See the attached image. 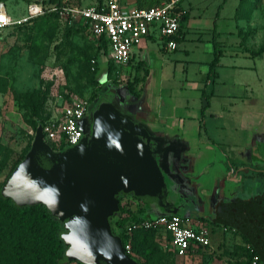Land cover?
Segmentation results:
<instances>
[{
	"label": "crops",
	"instance_id": "crops-1",
	"mask_svg": "<svg viewBox=\"0 0 264 264\" xmlns=\"http://www.w3.org/2000/svg\"><path fill=\"white\" fill-rule=\"evenodd\" d=\"M183 1L176 7L180 21L175 48L164 47L156 33L144 37L121 66L127 76L122 70L104 77L100 86L111 83L109 90H114L107 91L106 99L144 124L152 136L171 143L178 214L192 227L208 229V245L191 247L184 256L173 252L169 234L158 232L167 236L173 264L191 258L197 264L203 250L210 249V254L215 247L233 250L230 264H242L239 246L246 250L248 240L261 238L259 226L264 229V214L252 218L230 207L264 199V91L257 95L254 58L259 54L252 55L258 46L241 30L238 14L239 31L227 36L218 11L212 16L191 14ZM215 51L214 74L208 76ZM120 203L137 217L153 214L129 194H122ZM221 208L226 209L224 222L219 220Z\"/></svg>",
	"mask_w": 264,
	"mask_h": 264
},
{
	"label": "water",
	"instance_id": "water-1",
	"mask_svg": "<svg viewBox=\"0 0 264 264\" xmlns=\"http://www.w3.org/2000/svg\"><path fill=\"white\" fill-rule=\"evenodd\" d=\"M104 80L103 75L100 83ZM77 124L80 139L53 150L38 123L29 149L5 178L0 194L17 205L40 203L62 220V260L140 264L124 251L110 218L119 211L120 194L140 200L154 215L178 214L171 143L152 136L144 124L105 98L90 105ZM230 207L253 218L264 214V199ZM225 210L218 213L221 222Z\"/></svg>",
	"mask_w": 264,
	"mask_h": 264
},
{
	"label": "rangeland",
	"instance_id": "rangeland-1",
	"mask_svg": "<svg viewBox=\"0 0 264 264\" xmlns=\"http://www.w3.org/2000/svg\"><path fill=\"white\" fill-rule=\"evenodd\" d=\"M0 1L14 22L0 31L1 186L15 162L29 149L41 119L59 112L71 100L94 98L104 73V77L110 78L120 75L123 70L121 66L128 64V61L123 65L110 63L97 46L96 38L87 30H82L80 24H75L64 12L58 13L57 17L46 14L51 6H84L95 0ZM117 1L125 5L150 7L165 0ZM222 1L184 0L181 5L189 13L197 15L212 16L218 11L217 14L222 17L221 31L227 36L230 33L236 34L241 22V30L246 37H251L258 47H264V0H239L238 6V0ZM29 4L41 7L42 12L36 15L40 18H27ZM234 13L241 17L240 22ZM240 61L243 62L242 57ZM254 62L259 79L256 84L259 96L264 91V54L257 55ZM126 70L123 71L127 76ZM107 91L110 93V90ZM89 102L93 106L97 101L92 99ZM166 237L160 233H149L145 239L140 240L136 245L137 261L141 264H173L174 253ZM238 250L236 252L244 264L248 260V251L244 246H239ZM232 251L215 247L208 254L210 249H205L200 253L197 264H230ZM187 262L183 259V264H195L193 258Z\"/></svg>",
	"mask_w": 264,
	"mask_h": 264
},
{
	"label": "built area",
	"instance_id": "built-area-1",
	"mask_svg": "<svg viewBox=\"0 0 264 264\" xmlns=\"http://www.w3.org/2000/svg\"><path fill=\"white\" fill-rule=\"evenodd\" d=\"M183 0H165L150 7L124 6L117 0H102L84 6H51L48 11L64 12L71 21H79L94 38L104 37L107 44L106 56L111 62L125 64L131 49L140 41L156 33L163 39V46L173 49L179 28L177 3ZM42 12L40 6L29 4L27 18ZM13 22L3 2L0 1V31ZM89 100H71L59 112L48 115L41 123L43 140L53 150L75 144L82 133L78 120L87 114ZM136 230L164 231L169 234L173 252L184 256L191 247L206 246L209 243L207 228L192 227L189 219L179 214L152 215L148 218L128 220L123 225L124 235L129 236ZM124 251H130L129 243L122 244ZM248 264H263L260 257L248 248Z\"/></svg>",
	"mask_w": 264,
	"mask_h": 264
},
{
	"label": "trees",
	"instance_id": "trees-1",
	"mask_svg": "<svg viewBox=\"0 0 264 264\" xmlns=\"http://www.w3.org/2000/svg\"><path fill=\"white\" fill-rule=\"evenodd\" d=\"M100 2L102 0H95L93 3ZM138 7L145 6L139 5ZM46 14L50 17H57L58 12L48 11ZM40 17L36 16L34 19ZM75 24H80L82 30L86 31V27L79 23V21H75ZM95 42L101 49V53L106 55L107 44L104 37L96 38ZM261 53L264 54V47H258L255 52H252V55ZM217 58L218 54L215 51L213 59L210 62L208 76L214 74L213 68L217 62ZM108 61L112 63L110 60ZM92 99L88 100L91 101ZM206 106L207 97H205V103L202 107ZM45 118L41 119L39 123H42ZM121 197L122 194L118 196L119 211L111 217L110 222L113 231L121 238L122 244L125 242L129 243L130 251L128 255L137 261L136 245L140 240L145 239L149 233L154 234L156 232L154 230H136L129 236H126L124 235L123 225L128 220L148 218L153 214L142 217L131 214L127 206L120 203ZM262 228L263 226H259L260 231L258 234L264 236V229ZM60 230H62V220L58 216L51 214L44 205L40 203L17 205L9 198H5L0 194V264H61L63 262L80 264L74 260H62L64 244L58 236ZM248 248L252 249L264 264V241L258 239L248 240L246 251H248Z\"/></svg>",
	"mask_w": 264,
	"mask_h": 264
},
{
	"label": "flooded vegetation",
	"instance_id": "flooded-vegetation-1",
	"mask_svg": "<svg viewBox=\"0 0 264 264\" xmlns=\"http://www.w3.org/2000/svg\"><path fill=\"white\" fill-rule=\"evenodd\" d=\"M111 86H112V84L109 83V82L106 83L105 85L100 86L99 89H98V93L95 95V97L93 99L95 101H98V100H100L102 98H105V99L109 98V96L106 95V93H107V90H109L111 88ZM89 106H90V102L88 103V108H89ZM88 108H87V110H88ZM258 240L264 241V236H261V238H258Z\"/></svg>",
	"mask_w": 264,
	"mask_h": 264
}]
</instances>
